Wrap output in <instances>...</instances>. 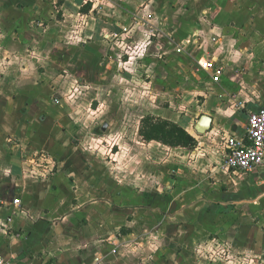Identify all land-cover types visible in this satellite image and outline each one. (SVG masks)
Listing matches in <instances>:
<instances>
[{"label": "crops", "instance_id": "crops-1", "mask_svg": "<svg viewBox=\"0 0 264 264\" xmlns=\"http://www.w3.org/2000/svg\"><path fill=\"white\" fill-rule=\"evenodd\" d=\"M148 14L159 35L144 37L155 48L141 54L146 77L177 94L172 105L187 93L193 105L151 113L193 127L197 145L138 133L119 137L127 150L90 149L88 128L101 126L100 141L111 124L87 118L79 132L67 114L85 104L101 116L108 106L92 102L123 91L120 72L134 79L125 70L136 57H120L121 45L150 30ZM203 56L223 65L220 82L196 71ZM74 89L90 103L69 100ZM263 105L264 0H0V254L12 264H264V164L219 166L227 137H242ZM203 114L212 126L198 134ZM41 152L50 169L26 161Z\"/></svg>", "mask_w": 264, "mask_h": 264}, {"label": "rangeland", "instance_id": "rangeland-1", "mask_svg": "<svg viewBox=\"0 0 264 264\" xmlns=\"http://www.w3.org/2000/svg\"><path fill=\"white\" fill-rule=\"evenodd\" d=\"M147 32H143L144 36L141 38H138V40H133L132 43H128L126 39L124 40L123 44L121 45V52L120 57L125 58L126 56H130V54L134 57H136L135 60H133V63L131 66H134L133 68L130 67V69H127L125 71L129 73H136L134 76V79L132 77H127L126 75L119 76V83L122 84L123 91H117L115 93H105L101 96L99 100H96L92 102V107L96 105H106L108 106V109H105L103 114L101 116L99 115H91V113H86L84 109V105L80 106V108H77L73 111H78L77 113L67 114L68 116L72 117L74 120V123L76 125V129L78 128V131L81 130V123L83 120L87 118H94L95 120L100 121V124L103 122H107L111 124L110 130H112V133L110 132V135L107 137H104L102 140L98 141L97 135L100 134V132L103 133L101 126H98V130L93 132V130H90V127L88 128V137L90 138L86 139L87 147L90 149H93L95 147L103 148L105 151H109L112 153V148H116V150L124 149L127 150L126 147H119V137L122 135L125 139L130 138L135 140L136 138L138 141H141L140 138H138V124L141 121V119L146 116L147 114H151V111L153 108H157V106L162 107H175L176 110L181 114L185 113L186 109L192 110V99L187 93L185 97V105H172L171 101H174L175 98H177V94L175 92L167 93L166 96H163V94L160 92V88L155 87L156 82H151V79L146 77V70L143 68V65L145 64L143 62V57H141L142 52L145 54L148 52V50H152L155 48H150V44L152 43L150 41L155 42L158 38L159 32L158 30L154 29L152 30H146ZM148 36V42L146 43V38ZM150 36V37H149ZM194 39V38H193ZM192 44L194 43V40H192ZM150 48V49H149ZM153 51V50H152ZM140 53V54H139ZM140 57V58H139ZM199 70L203 71V69L196 63V71ZM199 82L203 86V80L205 79V75L201 74L199 75ZM151 82V83H150ZM86 96V93L82 91V89H74L72 93H70L67 98L69 100L73 99L74 103L77 105H81L86 100L87 103H90L91 99L87 96V99H84ZM71 97V99H70ZM89 99V100H88ZM200 103V102H199ZM182 107V108H180ZM185 110H184V109ZM184 110V111H183ZM84 111V112H83ZM72 112V111H71ZM161 117V116H160ZM163 118V117H162ZM124 119L127 121V124L125 126L119 125L120 120L124 121ZM63 122V121H62ZM77 123V124H76ZM124 123V122H123ZM184 126L193 129L190 125L184 124V122H181ZM83 125V124H82ZM61 128L64 127L59 125ZM140 126V124H139ZM109 127H107L106 131ZM73 129V128H72ZM117 130L116 132H114ZM65 131V130H64ZM74 131V130H73ZM105 131V132H106ZM121 131H124V133H121ZM62 140H65V136L62 137ZM88 140V142H87ZM81 141L78 134L75 132L72 137V144H78ZM125 146V144H123ZM114 150V151H116ZM41 159L36 160V156L32 155L29 157H26L30 164L34 165L37 163L42 164L41 166L45 169H50L52 162L50 163L49 157L46 153L41 152ZM112 155V154H111ZM33 157L35 158V162L32 160ZM107 160L112 161V158H108Z\"/></svg>", "mask_w": 264, "mask_h": 264}, {"label": "built area", "instance_id": "built-area-1", "mask_svg": "<svg viewBox=\"0 0 264 264\" xmlns=\"http://www.w3.org/2000/svg\"><path fill=\"white\" fill-rule=\"evenodd\" d=\"M152 15H147L146 24L154 30L153 24L150 20ZM216 39V38H214ZM191 39H186L183 44L191 43ZM184 46L181 44L177 47L178 52L183 51ZM198 65L210 73L211 81L218 83L224 72L222 64L209 57H200L197 61ZM56 104H60V99H54ZM239 104V103H238ZM264 164V105L255 111H250L247 117L246 132L242 137L228 136L227 137V151L220 163V169L224 172L229 171H249ZM11 205L15 209L21 208V200L15 198ZM8 223L13 221L12 217H8ZM117 249H114L116 252ZM0 264H12L10 260L6 259L0 254Z\"/></svg>", "mask_w": 264, "mask_h": 264}, {"label": "trees", "instance_id": "trees-1", "mask_svg": "<svg viewBox=\"0 0 264 264\" xmlns=\"http://www.w3.org/2000/svg\"><path fill=\"white\" fill-rule=\"evenodd\" d=\"M87 8L88 3L81 11ZM138 133L144 141L155 140L169 147L193 149L197 145V139L184 126L152 113L141 119Z\"/></svg>", "mask_w": 264, "mask_h": 264}, {"label": "water", "instance_id": "water-1", "mask_svg": "<svg viewBox=\"0 0 264 264\" xmlns=\"http://www.w3.org/2000/svg\"><path fill=\"white\" fill-rule=\"evenodd\" d=\"M212 126V117L209 114H203L200 116L198 121L195 124V131L198 134H203L210 130ZM108 127V123H104L103 130H106Z\"/></svg>", "mask_w": 264, "mask_h": 264}]
</instances>
